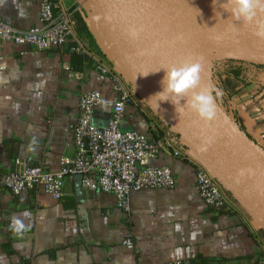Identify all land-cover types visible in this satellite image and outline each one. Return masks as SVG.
Listing matches in <instances>:
<instances>
[{"label":"crops","instance_id":"1","mask_svg":"<svg viewBox=\"0 0 264 264\" xmlns=\"http://www.w3.org/2000/svg\"><path fill=\"white\" fill-rule=\"evenodd\" d=\"M41 1L0 0V16L11 17L18 30L37 26ZM52 1L73 10L80 0ZM93 18H88L89 26L104 56L89 54L91 63L80 70L72 68L68 45L39 52L0 40V173L39 164L58 173L61 160L75 153L72 130L83 93H100L93 123L106 127L118 93L111 76L97 69L98 60L132 95L121 128L151 142L168 130L108 30L92 23ZM75 53L86 54L84 49ZM257 83L233 96L229 113L224 112L259 145L264 76ZM164 165L171 169L175 187L133 192L129 214L119 209L112 194L81 186L77 196L75 176L65 181L59 199L41 188L17 196L0 189V264H263L260 228L243 208L231 200L221 211L206 205L196 188L195 166L169 150L148 162L149 167ZM14 216L30 226L23 236L10 230ZM125 236L132 248L123 243Z\"/></svg>","mask_w":264,"mask_h":264},{"label":"built area","instance_id":"2","mask_svg":"<svg viewBox=\"0 0 264 264\" xmlns=\"http://www.w3.org/2000/svg\"><path fill=\"white\" fill-rule=\"evenodd\" d=\"M86 0H80L73 10H85ZM51 0L39 4V24L26 30H18L9 16H0V40L19 45H28L39 52L71 46V51L82 52L70 14ZM85 15V16H86ZM87 17V16H86ZM88 18V17H87ZM97 69L111 76L116 84L118 99L110 113L106 127L98 128L93 123V111L101 102L98 91L83 93L79 99V112L73 126L74 156L61 160L58 173H50L41 164L25 167L22 171L0 173V189L13 196L24 190L41 188L54 199L62 196L67 179L81 175V186L87 191L112 194L124 214L130 212V196L141 189H173L175 178L171 169L164 165L149 167L148 162L161 151L169 150L175 157L192 163L196 170V188L206 205L218 211L230 204V198L204 164L187 147L184 140L171 128L154 142L133 130H123L121 122L132 95L125 84L114 76L104 64L97 62ZM183 149L191 155L183 153ZM19 164V161H16ZM123 243L132 248V241L125 236Z\"/></svg>","mask_w":264,"mask_h":264},{"label":"water","instance_id":"3","mask_svg":"<svg viewBox=\"0 0 264 264\" xmlns=\"http://www.w3.org/2000/svg\"><path fill=\"white\" fill-rule=\"evenodd\" d=\"M86 1L125 56L155 113L184 140L222 188L264 231V149L219 106L216 119L205 124L186 108L180 109L177 105L180 109L177 112L171 102H162L163 97L153 96L162 90L159 82L165 70L161 68L168 66L161 58L145 21L144 0ZM133 24L144 28L142 38L136 41L126 35L128 26ZM184 103V100L180 101L181 105ZM206 142L207 150H201ZM241 169L250 171L241 176ZM81 179V175H75L77 196L82 194Z\"/></svg>","mask_w":264,"mask_h":264},{"label":"rangeland","instance_id":"4","mask_svg":"<svg viewBox=\"0 0 264 264\" xmlns=\"http://www.w3.org/2000/svg\"><path fill=\"white\" fill-rule=\"evenodd\" d=\"M173 2L175 0H144L145 21L161 58L169 67L201 57L202 86L221 87L224 96L219 107L229 113V93L222 80L228 72H237L244 83L258 84L264 76V41L253 34V26L232 21L220 0H181L185 9L178 11ZM84 7L88 18L94 16L92 23L107 30L89 2L86 1ZM258 19L264 20V16Z\"/></svg>","mask_w":264,"mask_h":264},{"label":"clouds","instance_id":"5","mask_svg":"<svg viewBox=\"0 0 264 264\" xmlns=\"http://www.w3.org/2000/svg\"><path fill=\"white\" fill-rule=\"evenodd\" d=\"M224 10L231 14L232 21H238L245 26H253V34L259 40L264 41V20L258 19L259 16H264V0H225ZM143 32V26L133 24L128 26L126 35L129 39L136 41L142 38ZM161 69L165 70L159 82L162 90L153 96L163 97L162 102H171L175 105L177 112L186 108L205 124L216 119L217 108L223 100L224 90L215 85L202 86L201 57H192ZM181 100L185 101L183 105L180 104ZM102 103H110V101L102 100ZM201 150H207V142ZM248 171L250 170L241 169L239 175L243 176ZM29 228L30 226L26 225L21 217H12L10 230L15 235L23 236Z\"/></svg>","mask_w":264,"mask_h":264},{"label":"trees","instance_id":"6","mask_svg":"<svg viewBox=\"0 0 264 264\" xmlns=\"http://www.w3.org/2000/svg\"><path fill=\"white\" fill-rule=\"evenodd\" d=\"M52 1V0H51ZM70 22L72 24L75 36L78 40V42L83 45V49L86 52V54H76L75 52H70V60L72 62V68L74 70H80V65H84L87 63H91L92 59L88 56L92 57H99L104 56L102 50L100 49L97 40L92 33L89 22L87 17L85 16L84 12L82 10H73L70 14ZM71 48V46H69ZM100 58V57H99ZM101 62V60H98ZM233 74V75H232ZM228 72L225 75L224 80H222L223 85L225 86L228 98L231 99L233 96L237 95L241 92L242 89L245 87H248L251 82H243L240 80L239 75L237 72ZM231 89V90H230ZM169 129V126H167ZM260 144L261 147L264 149V132L260 135ZM225 193L228 195L231 201L237 204V202L234 200V198L226 191ZM222 209H220L221 211ZM219 211V210H218ZM260 228V227H259ZM258 235L261 237V239L264 242V231L260 228L258 230ZM263 258V264H264V252L263 254H260Z\"/></svg>","mask_w":264,"mask_h":264},{"label":"bare ground","instance_id":"7","mask_svg":"<svg viewBox=\"0 0 264 264\" xmlns=\"http://www.w3.org/2000/svg\"><path fill=\"white\" fill-rule=\"evenodd\" d=\"M211 1V0H210ZM220 2H225V0H220ZM175 4V7L177 6V10H175V11H178V10H180V9H185V6L181 3V0H175V3L173 2L172 3V5H174ZM177 4V5H176ZM171 6V5H170ZM172 7V6H171ZM174 8V7H173ZM235 26V25H234ZM233 26V28H235ZM238 29V28H237Z\"/></svg>","mask_w":264,"mask_h":264}]
</instances>
